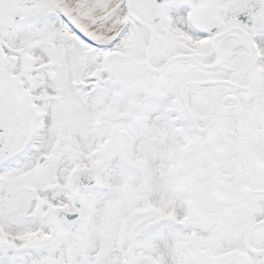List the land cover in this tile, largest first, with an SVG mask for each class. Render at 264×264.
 <instances>
[{"label": "snow or ice", "instance_id": "obj_1", "mask_svg": "<svg viewBox=\"0 0 264 264\" xmlns=\"http://www.w3.org/2000/svg\"><path fill=\"white\" fill-rule=\"evenodd\" d=\"M0 264H264V0H0Z\"/></svg>", "mask_w": 264, "mask_h": 264}]
</instances>
